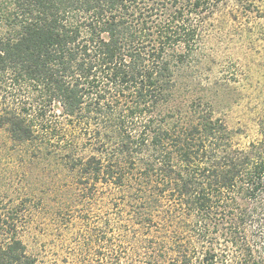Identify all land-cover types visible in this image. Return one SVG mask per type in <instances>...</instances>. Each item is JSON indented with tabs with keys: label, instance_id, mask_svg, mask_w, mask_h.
<instances>
[{
	"label": "trees",
	"instance_id": "1",
	"mask_svg": "<svg viewBox=\"0 0 264 264\" xmlns=\"http://www.w3.org/2000/svg\"><path fill=\"white\" fill-rule=\"evenodd\" d=\"M257 1L0 0L7 148L33 179H66L63 208L101 207L76 264H264V122L237 143L213 99L179 93L206 24ZM2 216L0 264H40Z\"/></svg>",
	"mask_w": 264,
	"mask_h": 264
},
{
	"label": "rangeland",
	"instance_id": "2",
	"mask_svg": "<svg viewBox=\"0 0 264 264\" xmlns=\"http://www.w3.org/2000/svg\"><path fill=\"white\" fill-rule=\"evenodd\" d=\"M256 5L259 10L239 12L235 21L227 10H222L207 23L200 60L185 68L179 80L182 84L180 94L189 91L187 95L191 98L205 95L213 99L214 114L238 132L237 143L255 139L260 122H264V2L258 0ZM8 145L5 133L0 130L1 218L4 214L16 217L18 236L40 264H52L53 261L55 264H76L80 254L74 234L79 229L98 225L95 217L100 214L101 207L90 201L83 208H63L62 187L65 191L63 182L66 179H33L27 167L18 165L16 153L9 150ZM43 192L47 194L43 197L47 199L46 206L43 204L36 209L34 198L43 196ZM52 197L61 198V202L55 206ZM22 203L25 208H20ZM58 206L60 213L68 217L64 222L52 219L51 213ZM105 211L103 208L101 214ZM110 218L115 221L114 217ZM114 229L107 231L105 239L115 240L116 249L121 245L124 249L129 248L127 234L117 239L111 233Z\"/></svg>",
	"mask_w": 264,
	"mask_h": 264
}]
</instances>
